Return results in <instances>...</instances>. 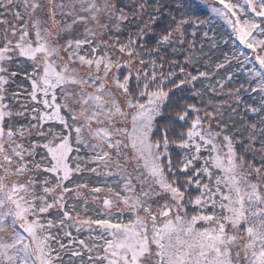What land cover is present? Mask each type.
<instances>
[{"label": "snow or ice", "instance_id": "snow-or-ice-1", "mask_svg": "<svg viewBox=\"0 0 264 264\" xmlns=\"http://www.w3.org/2000/svg\"><path fill=\"white\" fill-rule=\"evenodd\" d=\"M171 3L0 0V264H264V0Z\"/></svg>", "mask_w": 264, "mask_h": 264}, {"label": "trees", "instance_id": "trees-1", "mask_svg": "<svg viewBox=\"0 0 264 264\" xmlns=\"http://www.w3.org/2000/svg\"><path fill=\"white\" fill-rule=\"evenodd\" d=\"M161 2H162V3H165V4H168L170 7H171V5H172L171 0H161ZM203 13H204V11H203ZM169 20H170V18H169L167 15H165V16L161 19V21H162V22H165V23L168 22ZM212 43H213V41H212V39H211V33H210L209 38H207L205 41H200V42H199V45L196 46V47L199 48V47L202 45V46H203V52H204L205 54H207L208 56L211 57V59H210V60H207V62L202 61V62L197 66V67L199 68V70H207V67H208L209 65H211L212 63H214L215 60L217 59V57L220 56V53H219V52H216V51L213 50V48H212ZM176 47H177V52L174 54V58L177 59V60H182L183 55L180 53V49H181V48H180V45H177ZM190 70H192V69H190ZM194 74H195V72H194ZM211 82H214V79H213V81H211ZM18 83H23V81H18ZM208 83H210V82H209V81H198V82H197V84H196V88H197V89H201V90H205L206 95H205L203 98L198 97V96H194V97L192 98V101H191V102H193V103H197V104L200 105V106H207V105H208V104H207L208 100H212L213 102H219V101H220V99H219V97L217 96V94H212V93L207 92L206 85H207ZM230 86L235 87V86H236L235 81H234L233 84L230 85ZM226 87H228V86H226ZM228 114H229V113H228V110H225V111H224V119H225L227 122L232 123V121L228 120Z\"/></svg>", "mask_w": 264, "mask_h": 264}, {"label": "rangeland", "instance_id": "rangeland-1", "mask_svg": "<svg viewBox=\"0 0 264 264\" xmlns=\"http://www.w3.org/2000/svg\"><path fill=\"white\" fill-rule=\"evenodd\" d=\"M189 2L191 3L192 5V11H193V15L195 16H201L203 17L204 13V3H203V0H189ZM172 9H173V12H175V8H174V5L172 4L171 5ZM160 24L161 26H163L165 24V22H162L160 21ZM194 31V29L192 27H189L185 33V39L186 41H193L195 40V44L196 46L199 45V42L200 41H205L207 38H205L201 31L199 30H195L196 31V36L195 38L192 36V32ZM123 38V37H122ZM180 53L183 55V51H182V46H180ZM198 48V47H197ZM183 58V57H182ZM227 89V87H226ZM217 96L219 97L220 101H224V100H227L228 98L223 94V93H217ZM219 102H213V103H219ZM208 106V105H207ZM209 110H211V108H209ZM225 110H228V108L226 107ZM224 110V111H225Z\"/></svg>", "mask_w": 264, "mask_h": 264}]
</instances>
